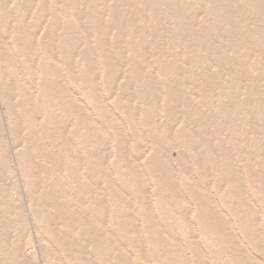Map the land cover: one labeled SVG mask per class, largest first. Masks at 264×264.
<instances>
[{
  "label": "bare ground",
  "instance_id": "6f19581e",
  "mask_svg": "<svg viewBox=\"0 0 264 264\" xmlns=\"http://www.w3.org/2000/svg\"><path fill=\"white\" fill-rule=\"evenodd\" d=\"M23 1L24 3H20V0H0V91L7 105V118L13 123L14 137L22 143L19 158L25 181L29 186L33 214L44 225L42 231L50 246L51 257L55 260L57 258L58 261L61 260V264H121L119 253L114 255L112 261H109V254L118 250L122 239L119 231L121 224L117 223L118 211L125 213L129 223H132L133 219L128 216L126 209L117 204L125 201L131 206L141 202L140 209L144 213L143 232H146L152 222L147 206L148 198L141 166L147 171L152 182L157 214L166 218L170 216L177 221L176 223L185 221L188 224L187 210L178 205L181 193L176 189L177 181L172 178L171 170L165 163V151L161 147L171 146L178 149L176 165L182 173L187 170L183 167L184 159L191 158L195 161L199 167L198 182L200 183L204 182L207 170L218 173L215 177V188H218L221 183H229L233 177L239 175V171L233 172L228 168L229 164L224 155L219 157V165L215 162L211 163V158H206L203 162L197 156L187 157L185 155L188 149L203 148L201 145L206 140V134L197 126L187 131L184 125L173 133L172 125L175 124V118L178 116L177 108L179 107L184 113L182 115L184 119H188L190 115L187 114L191 112L189 107L191 92L181 90V84L173 80L179 81V78L183 82L188 80L194 87L201 82L199 91L204 95L206 85L210 80L206 74L207 67L204 63L199 65V61L196 62L193 58H189L186 63L191 68L189 72L184 64H176L179 60L171 55L170 43L165 45L166 47L162 46L167 36L157 30L150 32L144 28L147 27L146 15L148 14L152 22H157L161 20L157 10L166 9L167 14H163V17L166 20H173L175 26L172 33L173 39L179 41V47L187 57L193 55L191 45H198L203 50H209L214 42L223 38L229 42L235 56L228 59L225 58V53H215L213 61L219 69H225V65L231 63L241 71H259L258 68L261 69V67L258 62L264 61V52H256L258 46L256 48L253 45L247 46V33H243L240 23H243L242 15L248 16L244 15L245 12H251L255 20H260V25L254 24V31L257 36L256 42H258L256 45H263L264 5L256 0H239L241 3L244 2V8L235 10L234 15L233 11L226 9L220 0H197L199 6L205 3L213 7L215 16L212 25L207 27V21L201 24L200 36L205 40L199 41L201 43H191L187 37L193 34L191 30L194 27V21L190 18H182L185 16V11L193 13V5L190 3L189 5L188 0H109V3L103 7L104 10L97 15L92 11L97 9L98 5L105 4L107 0H86L85 5L88 8L89 18L87 26L83 27L84 31H81L85 45L79 52V60H76L73 65L71 64L73 57L65 55L63 58L65 72L71 78L75 76L74 72L77 70L82 95L86 100L91 96L87 102L95 110L97 121L101 122L98 124L106 126V129L114 135L119 144L123 145V148L126 145V136L119 132L118 122L105 111L104 107L106 103L104 100L114 93L116 97L111 107L117 111L125 123L126 131L133 139L135 145L133 152L135 154L142 152L143 140L145 141L147 137L154 150L141 166L133 163L125 153L117 150L116 162H113L111 172L108 173L104 165L107 157L100 151H95L94 148L98 136H103L102 130L90 119L88 111L82 108L81 104L63 87L60 78L58 55L67 50L66 45H70V52H74L76 43L68 42L60 37L59 22L63 21L69 29L75 20H79L78 17H74V11L78 12L79 5H81L80 0ZM58 4H61L60 10ZM118 7L122 9L121 14L117 10ZM29 8L33 9V14L28 21ZM146 12L148 13L145 14ZM46 15L49 18L47 29L42 33L40 21ZM153 28L155 29L154 26ZM211 30L212 34L216 35V40H209ZM110 33L113 36L112 49L106 51L105 47L108 44L103 41V38ZM89 34L93 36L94 50H98V59L101 63L100 72L104 80V96L107 97H104L105 99L94 92L98 69L94 64L95 55L91 50L92 47L89 46L88 41H85V37ZM161 40L163 41L158 43ZM198 40L202 39L198 38ZM148 41L150 44H147ZM124 42L135 46L129 50L128 55H123L118 46ZM139 45L152 46L151 51L153 50L154 53H151V56L156 57L152 62V67L147 62L145 49L136 48ZM252 51L256 52L257 62L253 63L250 69L245 65V57ZM123 60L128 67L125 70V64L122 65ZM148 66L156 70L160 79L155 80ZM85 70L90 71L91 75L85 73ZM122 73L124 83L118 91H115L113 86L116 84L111 83V79L119 77ZM198 75L202 78L197 79ZM131 83L135 85L137 96L135 106L131 105L132 97L128 95V85ZM230 83L232 84L229 85L230 92L220 89V93L224 92L229 95L234 93V97L237 96L236 99L240 100L236 89L240 88L242 81L237 80ZM155 90L164 95L163 110L168 119L162 120L161 123L154 119L151 109L152 105L157 103V95H159L154 94ZM130 94L132 95L131 89ZM259 99L258 105H264V99ZM233 101L237 106L236 101ZM205 102L208 103L209 100ZM138 104H142L141 107H138ZM217 107H219V112L225 111L223 102H219ZM241 107L243 111L247 108L244 102ZM243 115L244 121L252 122V117L246 113ZM198 116L203 118L200 114ZM1 119L0 159L7 164L8 156ZM256 126L257 124L253 123L254 137L262 138V141H252L248 144L246 141L248 132L245 129L243 138H241V142L246 143L247 150L254 149L255 154L249 153V156L245 151H237V156L240 157L238 161L242 165V176L245 177L247 190H250L252 196L259 197L257 202L264 224V164L259 161L262 159L260 156L262 148L258 144L261 143L264 146V136L259 135L261 131H257ZM237 128V123H234L229 129V134L235 133ZM228 142L235 146L237 143L235 136ZM116 147L118 149L117 145ZM251 161H256L257 171L254 176L251 174V165L247 164ZM6 164L5 169H7ZM111 173L123 189L131 191L127 200L118 196L117 189L113 187L114 184L109 179ZM185 176V174L180 176V183L184 182L186 186ZM3 180L4 178L0 177V183ZM15 188L16 186L11 184L10 190H15ZM205 191L208 190L206 188L196 191L184 190V195L195 206V218L200 221V224L196 223L198 231H201L204 237L214 240L216 244L224 241L227 245L230 241L226 235L230 230L225 227L222 218L217 214L216 207H213L210 193ZM105 193L109 195L110 202L116 205V208L110 212V216L113 218L114 229L119 230L116 231L118 235L113 237L112 247L105 234L107 226L105 219L108 212L103 197ZM216 198L229 199L221 194H216ZM0 204L4 206V211L0 213V264H11L12 262V264H29L21 255V233L26 226L22 206L19 201L10 197L3 186L0 187ZM10 210H13L16 218L20 220L18 228L14 230L11 219H7ZM249 211L252 212V210ZM247 219L255 223L254 215L249 214ZM236 223V229L242 230V224L239 221ZM58 226H60L59 231L56 230ZM188 226L182 230L186 236L191 231L189 224ZM131 231L132 233L136 231L134 226L131 227ZM250 233L254 235L255 230L251 229ZM11 238H13V244L8 243ZM154 242L147 238L142 241V244L139 242V246H153ZM87 247L91 248L90 253L87 252ZM9 248L12 250V258L8 255ZM221 250L229 251L226 247ZM229 254L225 253L224 256L229 259ZM215 257L214 254L211 256L213 260ZM172 258L171 254L164 252L163 261L159 264H168ZM137 259H140V255Z\"/></svg>",
  "mask_w": 264,
  "mask_h": 264
},
{
  "label": "rangeland",
  "instance_id": "374dc122",
  "mask_svg": "<svg viewBox=\"0 0 264 264\" xmlns=\"http://www.w3.org/2000/svg\"><path fill=\"white\" fill-rule=\"evenodd\" d=\"M62 1V0H60ZM259 4L264 5V0H256ZM221 4L226 7V9H231L235 15V10H242L244 8V2L241 3L239 0H220ZM20 3H24L23 0H20ZM81 5H79L78 12L74 11V17H78L79 20H75L73 22V26H65L63 21L59 22L58 32L61 38H65L66 41L72 42L74 41L76 45L74 46V52H70V45H66L67 50L58 55V64L60 70V78L63 87L75 98V100L81 104L82 108L88 111V115L90 119L95 123L103 132V136H98L97 141L94 145L95 151L101 152L107 158L105 160V168L108 173L111 172V167L113 162L116 159L117 150L125 153L129 159L138 166L146 160L148 156L152 154L153 146L150 143L149 137L145 138L146 140L143 145L142 152L140 154H135L133 152L134 142L130 134L126 131L125 123L121 120L117 111L111 107L114 98L116 97V93L109 96L106 101L104 107L105 111L110 114L112 118H114L118 122L119 132L126 136V145L123 148V145L119 144L114 135L106 129V126L99 125L100 122L97 121V115L95 110L89 105L88 100H86L81 91V85L78 82L77 75L79 74L77 70L74 72L73 77H69V75L65 72V68L63 66V58L67 54V57L72 56L71 64L73 65L75 61L79 60V52L84 48V35L81 31H84L83 27L88 24V8L85 5L86 0H80ZM109 3V0L105 2V4L98 5L97 9L93 10L97 15L98 13L104 10V6ZM180 3V1H179ZM188 4L193 5V13L190 11L184 12V17L182 18H190L193 19L194 27L192 28L190 37H187V40L191 43H201L199 41L205 40L204 37L200 36V27L201 24L207 21V27L212 25L214 19V11L213 7L203 3L199 6L197 0H188ZM189 4V5H190ZM59 10L61 9V4H58ZM118 12L121 14L122 9L117 8ZM216 10V8H214ZM159 12L160 21L152 22V20L148 16V12L145 14V21L147 27H144L146 30L150 32L152 30L159 31L162 35H166L165 41L161 40L158 43L162 42V46L168 45L170 43L169 50L171 51V55L174 58H177L179 61L178 65H185L186 70L189 72L191 69L186 63L189 58H193L194 61H199V65L204 63L205 67H207V76L210 79L208 85H206V91L203 95L200 91V83H197V87H194L191 81L183 80L179 78L176 81L177 84H181L183 91L191 92L189 98V107L191 108V112L187 114L190 117L188 119H184L182 115L184 113L181 112L180 108H177L178 116L175 118V124L172 125L173 133L180 129L183 125L185 130L190 131L193 130L196 126L200 130H202L206 134V140L202 143L201 149H188L185 151V155L188 156H197L199 160L205 161L206 158H211L212 162H215L219 165V157L224 155L229 166L228 168L233 171H239L238 177H233L229 183H221L218 188H215V177H217L218 173L213 170H207L205 174V180L203 183L198 182V170L197 164L195 161L191 160V158L184 159L183 167L187 168L184 170L185 173L181 172V169L178 165H176V159H178V149L169 147L163 148L166 157L165 163L168 168L171 170L172 178L177 181L176 189L181 193L180 201L178 205L183 206L187 212L186 221L190 225V232L186 236L182 231L188 224L184 222L174 221L172 217L167 218L160 217L155 211V201L153 195V186L152 182L147 175V171L143 170V166H141V173L144 180L145 191L147 193V206L149 208V214L152 217V222L149 224L146 232L142 230V218L143 211L140 209L141 202L134 203L131 206L127 205L125 201H120L117 205L123 207L127 210L128 216H130L133 220L132 223H129L126 215L123 211H118V219L117 223L120 222L121 229L115 230L112 222L113 218L110 216V212L112 209L116 208V205L110 202V197L108 194H104L103 197L105 199L106 207L108 212L106 213V231L105 234L108 237V243L112 247L113 245V237H116L118 234L116 231L121 232V242L119 244L118 250H115L113 254H109V261H112L115 254L121 255V264H159L163 261L162 255L164 252L171 254L173 257L168 264H264V224H263V215L261 214V210L259 208L257 199L259 197H254L250 194V190H247L245 185V177L242 176V165L238 161L240 157L237 156V151H245L248 154L254 155V149L247 150L246 143L241 142V138H243V130L245 129L248 133V137L246 141L250 144L252 141H262V138L256 139L253 134V123L257 124L255 127L257 131H261L260 136H264V105H258L259 98L264 99V61H260L258 68L259 71L250 70L253 63L257 62L256 52L263 53L264 52V44L256 45V34L254 31V24H259L260 20H255L254 15L250 12H245L244 15H248L244 17L242 15L243 23L241 27L243 28V33L246 34L247 38V46H254L257 48L256 52L252 51L250 54L245 57V65L250 68V71H241L240 68L235 67V64L228 63L225 65V69H219L216 63L213 61V55L215 53H225V58L232 59L235 55L232 53L231 46L229 42L226 40L218 39L214 42L209 50H203L198 45H191V49L193 51V55L191 57L185 56V52L181 50L179 47V41L177 39H173L172 33L175 30V26L173 24V20H166L163 14H167L166 9L163 8L157 10ZM33 14V9L29 8V17ZM48 15H46L41 21V32L47 29ZM151 21V23H150ZM169 21V22H168ZM260 25V24H259ZM258 25V26H259ZM155 27V29L153 28ZM205 27V26H204ZM43 29V30H42ZM61 31V32H60ZM209 40H216V35L212 34V30L209 32ZM194 36V38L192 37ZM93 36L89 34L85 37V41H88V44L95 55L94 64L98 69V75L96 76V89L95 93L100 95L103 99L107 98L104 96V80L102 77V73L100 72V61L98 59V50H94V41ZM201 37V38H200ZM112 33H110L106 38H103L104 42L108 45L105 47L106 51H110L112 49ZM202 39V40H198ZM174 40V41H173ZM149 42V41H148ZM147 44H150L147 43ZM217 44V46H216ZM121 49L123 55L130 54L129 50L132 47L128 43L124 42L118 45ZM172 46V47H171ZM220 46V47H219ZM143 47L144 51L147 53L146 59L152 67V62L156 57H152L151 53H154L152 46L149 45H139L136 46L137 49ZM166 47V46H165ZM219 51V52H218ZM116 54V53H114ZM196 57V58H195ZM122 65L126 63L125 60L122 61ZM195 63V62H193ZM127 65L125 64V69ZM148 66V69L150 68ZM235 70V71H234ZM151 73L153 74L155 80L160 79L159 74L156 70H152L150 68ZM179 71V70H177ZM85 73L91 75V72L85 70ZM157 76V78H156ZM218 77V78H217ZM202 78L201 76H197V79ZM111 83H115L113 86V90L118 91L119 87L124 83V74H120L115 79H111ZM237 80L242 81V85L240 88L236 89L238 98L237 100L233 94L220 93V89L226 92H230L229 85H232L230 82H236ZM171 80V82H173ZM1 86V83H0ZM252 86V87H249ZM129 94L132 98V106H135L137 102V96L135 95V85L133 83L128 85ZM15 89V87H14ZM130 89L132 91V95L130 94ZM187 89V90H186ZM154 94L157 95V103L152 105L151 109L153 110L152 114L154 115V119L161 123L162 120L165 121L168 119L167 115L163 110V98L164 95L158 90H155ZM15 96V95H14ZM105 97V98H104ZM209 100V102H205ZM236 101L237 106L234 101ZM219 102H223L225 107L224 112H219V107H217ZM245 103L246 110L243 111L241 107L242 103ZM142 104H138V107H141ZM240 106V107H239ZM6 102L0 91V119L3 127V134L5 137V146L7 151V160L6 164L4 160L0 159V177H3L4 180L0 183V187L3 186L6 189V192L10 195L11 198L19 201L22 206L23 219L26 224L25 230L21 233V255L29 264H61V260L58 261L56 258L53 259L50 255V246L45 240L43 235L42 228L44 227L43 223L39 221L36 215L33 214L32 200L29 196V186L27 185L21 167V160L19 158V151L21 150L22 143L15 139L13 133V123L8 120L6 115ZM241 108V109H240ZM246 113L249 117H252V122L244 121V115ZM201 115L203 118H199L198 115ZM2 116V117H1ZM3 120V121H2ZM101 123V122H100ZM237 123L238 128L235 130V133L229 134V129L233 127V124ZM4 124V125H3ZM123 124V125H121ZM262 124V125H261ZM107 130V131H106ZM124 132V133H123ZM111 135V136H110ZM128 136V138H127ZM237 142L235 146L231 145L228 140L234 138ZM147 141V142H146ZM261 146V158L259 159L261 164H264V146L261 143H258ZM118 146V149L116 147ZM141 148V147H140ZM249 154V156H250ZM253 158V156H251ZM118 161V160H117ZM116 162V161H115ZM7 165V169L4 168V165ZM247 164L251 165V174L254 176L257 167L256 161L248 162ZM226 169V168H225ZM10 171V173H9ZM186 175V186L185 183H180V176ZM109 179L113 182V187L117 189L118 196L124 197V199H128L131 195V191L123 189L119 182L115 180V177L111 173L109 174ZM11 184L15 185V190H10ZM241 185L240 187L238 185ZM105 188V187H104ZM201 190L206 188L211 195V202L213 207H216L217 214L220 215L223 222L225 223V227L230 230V232L226 235L228 237L229 244L226 245L224 241L218 242L216 244L214 240L212 241L210 238L204 237L201 231H198L197 224H200L195 218L194 214V205L190 201V199L184 195L185 189H193V190ZM235 188H239L238 190ZM132 189V187H130ZM216 194H221L222 196H226L228 200H219L216 198ZM235 201V205L234 204ZM0 204V213L4 210ZM249 210H252L250 212ZM235 211V213H233ZM248 212L246 215H244ZM14 211L10 210L7 219H11L13 230L18 228L20 224V220L16 218L14 215ZM252 214L255 216V223L250 222L247 219V216ZM59 218L58 213L56 214ZM95 216V215H94ZM213 216V215H212ZM237 216L238 219H237ZM237 221L242 224V230H237L235 225H237ZM214 222V221H213ZM212 222V223H213ZM169 223V224H168ZM134 226L136 231L132 233L131 227ZM59 227H57V231H59ZM189 227V226H188ZM254 229L255 234H251L250 230ZM71 237L69 236V239ZM147 238H150L152 241H155V245L149 246H139V242L145 241ZM118 238H116L117 240ZM73 240V239H72ZM13 238H11L8 243H12ZM13 244V243H12ZM172 246V248H171ZM8 247V246H7ZM226 247L229 251H222L221 249ZM27 248V249H26ZM9 257L12 258V250L8 249ZM26 251V252H25ZM91 248L87 247V252L90 253ZM220 252V254H219ZM225 253L229 254V259L224 256ZM215 255V260L211 258L212 255ZM86 256H88L85 253ZM140 255V259H137ZM161 256V258H160ZM139 262H138V261ZM161 260V261H160ZM12 262V261H10ZM13 263V262H12ZM11 263V264H12Z\"/></svg>",
  "mask_w": 264,
  "mask_h": 264
}]
</instances>
